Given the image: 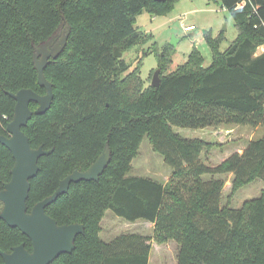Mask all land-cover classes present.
<instances>
[{"label": "trees", "instance_id": "obj_1", "mask_svg": "<svg viewBox=\"0 0 264 264\" xmlns=\"http://www.w3.org/2000/svg\"><path fill=\"white\" fill-rule=\"evenodd\" d=\"M178 1L0 0V135L9 136L15 113L9 93L46 94L38 84L37 49L54 36H69L64 51L45 69L53 105L23 128L33 149L53 150L40 159V171L31 180L29 212L68 175L88 170L107 145L111 151L99 181L72 183L46 208L59 225L85 228L74 252L53 264H149L153 240L175 242L178 264H264V190L241 208L230 206L240 189L264 181V137L213 165L203 154L210 157L223 143L184 138L174 130L231 131L264 124V53L256 56L264 47V0H220L239 36L222 51L223 36L205 34L212 51L209 67L194 49L176 71L165 74L174 47L154 42L149 53L157 58L161 83L146 86L142 62L127 73L131 65L116 50L123 54L153 41V35L136 29V17L145 10L166 15ZM30 108L35 111L38 104ZM144 138L172 169L166 184L129 176ZM14 165L12 153L0 144V191ZM206 174L209 180L203 179ZM227 174L234 180L222 206L221 177ZM107 211L127 222L153 223V237L127 233L103 241L99 234ZM22 244L32 251L31 240L0 219V264L1 252Z\"/></svg>", "mask_w": 264, "mask_h": 264}, {"label": "rangeland", "instance_id": "obj_2", "mask_svg": "<svg viewBox=\"0 0 264 264\" xmlns=\"http://www.w3.org/2000/svg\"><path fill=\"white\" fill-rule=\"evenodd\" d=\"M188 26H194V30L185 31ZM135 27L144 33L153 35L154 40L123 53V59L131 65V69L127 73L132 72L142 62L140 73L146 86H152L154 74L159 70L156 56L149 53L154 42H157L159 47L171 44L172 41L175 42L173 62L165 73L168 74L176 71L180 65L184 64L194 49H198L202 53L205 58V67L212 64V51L205 38L207 32H210L213 37L223 36L222 51L227 50L239 36L232 15L222 6L220 0H179L169 13L162 16L153 15L150 11L145 10L136 17ZM263 53L264 47H261L256 56ZM174 130L184 138H199L205 141L223 143L222 150L216 148L213 151L215 153L210 154V157L212 155L211 158H207L203 154L205 162L209 163L210 160L213 165L221 163L234 152H242L251 140L264 137V124L258 128L235 127L231 131H227V128H221L215 130L216 132L219 131L216 134L215 131L208 132L211 128L194 130L174 127ZM139 152V156L133 160L132 171L129 176L145 177L159 182L169 180L172 169L165 163L164 158L153 150L148 138H144ZM210 178L211 175L209 174L203 176L204 180ZM221 178L225 181L222 198V206H225L229 202L234 176L227 174ZM263 190L264 181L256 180L240 189L231 199L230 206L235 209L241 208L246 201L259 197ZM143 223L145 222H127L117 217L112 211H107L101 223L102 231L99 236L106 242L130 232L152 238L154 231ZM151 245L149 264H178L179 250L175 242L158 245L153 240Z\"/></svg>", "mask_w": 264, "mask_h": 264}, {"label": "water", "instance_id": "obj_3", "mask_svg": "<svg viewBox=\"0 0 264 264\" xmlns=\"http://www.w3.org/2000/svg\"><path fill=\"white\" fill-rule=\"evenodd\" d=\"M68 35L58 39L54 36L47 43L42 44L34 55L35 67L38 72V84L46 90L40 95L31 89H22L16 94L9 93L16 101L13 120L8 124L9 136L0 135V144L6 147L13 155L15 165L11 171V180L0 191V202L3 209L0 219L10 227L18 228L32 242V251L25 244L14 247L11 253L1 252L4 264H53L60 256L72 254L76 249L78 236L85 234L82 224L59 225L49 216L46 208L53 204L60 196L69 192L72 183L81 181H99L111 162V151L107 145L99 158L88 170L74 171L60 182L56 192L34 206L29 212L28 200L31 191V180L37 177L42 157L50 155L53 150H44L42 147L33 149L30 138L23 128L27 127L34 115H43L48 112L54 102L53 84L48 81L45 69L49 62L57 59L68 43ZM175 42H171L174 46ZM116 56L123 54L116 50ZM161 83L160 70L154 74L152 86L159 87ZM31 103L38 104L33 111Z\"/></svg>", "mask_w": 264, "mask_h": 264}, {"label": "crops", "instance_id": "obj_4", "mask_svg": "<svg viewBox=\"0 0 264 264\" xmlns=\"http://www.w3.org/2000/svg\"><path fill=\"white\" fill-rule=\"evenodd\" d=\"M140 153V152H139ZM171 177V176H170ZM170 179V178H169ZM169 181V180H168ZM168 181H166V182H161V183H163V184H166ZM142 222H145V223H143L144 225H146V227H151L152 228V230L154 231V227H155V225L153 224V223H150V222H147V221H142ZM142 225V224H141ZM131 233V232H130ZM154 233V232H153ZM145 236V235H144ZM159 245V244H158Z\"/></svg>", "mask_w": 264, "mask_h": 264}, {"label": "built area", "instance_id": "obj_5", "mask_svg": "<svg viewBox=\"0 0 264 264\" xmlns=\"http://www.w3.org/2000/svg\"><path fill=\"white\" fill-rule=\"evenodd\" d=\"M194 30V26H188L185 28V31H192Z\"/></svg>", "mask_w": 264, "mask_h": 264}]
</instances>
